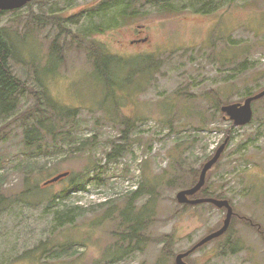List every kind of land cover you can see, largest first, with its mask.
<instances>
[{
	"label": "rangeland",
	"instance_id": "rangeland-1",
	"mask_svg": "<svg viewBox=\"0 0 264 264\" xmlns=\"http://www.w3.org/2000/svg\"><path fill=\"white\" fill-rule=\"evenodd\" d=\"M157 1L35 0L2 14L10 67L27 88L0 114V264H176L226 219V208L185 207L176 196L228 133L206 188L235 214L186 260L264 264V97L244 126L215 106L264 89V0ZM138 28L146 40L132 45ZM92 44L118 71L110 90ZM52 101L72 109L52 116L58 141L48 132L41 150L27 147L40 116H25L52 113ZM117 146L123 153L110 159ZM138 189L132 213L125 205ZM127 217L142 220L136 237Z\"/></svg>",
	"mask_w": 264,
	"mask_h": 264
},
{
	"label": "trees",
	"instance_id": "trees-1",
	"mask_svg": "<svg viewBox=\"0 0 264 264\" xmlns=\"http://www.w3.org/2000/svg\"><path fill=\"white\" fill-rule=\"evenodd\" d=\"M34 1H32V2H34ZM162 1L163 0H158L157 2L161 3ZM32 2H29L28 4H31ZM16 10H18V9H16ZM7 11H9V10H0V22H1L2 14L6 13ZM51 18L56 19L57 17L52 16ZM52 22H55V21L52 20ZM91 54L94 56V59H95V63H96L95 65H96L97 73H99V75L102 77L103 81L105 82L108 90H110L111 87L113 85H115V81L112 79V77L115 76L116 72H118L117 69H113L112 67H105L104 66V63H105L104 58L106 59V58H108V56L106 54H104L101 51V47H98L96 44H92ZM10 55H11V47H10V45H9V43H8L4 33H3L2 27L0 26V114H9L10 112L14 111L17 108L18 101H19L17 93L22 91V90L24 91L27 88L26 83L22 79H19L13 73V71L10 67V64H9ZM149 68H154V67H149ZM35 95H36L38 101L40 102V105L42 103L43 104L45 103L44 102L45 101L44 95H42L40 92L35 93ZM225 104L226 103H223V101L220 100L218 103H216L215 106H216V108L221 109V107ZM50 108L53 110L52 113H49V111H47V109L43 106L40 109L34 110L33 114H27L26 113L27 115L25 116V118L28 121L31 120V116H33V115L40 116L39 119H37L36 123L31 124L25 130L24 141H25V144L27 147H34L37 150L38 149L41 150L44 147V145L41 142L46 138L45 134L48 132L51 134L54 142L58 141L57 139L59 138V136L56 133V131H55L56 128L52 123V116L54 115L55 112H56L57 116H59V117L63 116L62 118H64L65 116H70V114H72V109L69 107H60L54 101H52V103L50 104ZM29 111H27V112H29ZM123 123L127 125V128L124 131V134L125 133L127 134L130 126L132 125V121L130 119H125V120H123ZM48 146H49V144H48ZM123 150H124L123 146L115 147L114 151L112 153H109V158L112 159V158L120 156L123 153ZM73 179H75V177H73L72 180ZM73 183H77V182H73ZM142 192H146V191L143 189H138V190L134 191L132 193V197L130 198V200H128V203L125 205V209L127 207V209L133 213L132 208H131L132 200L134 198L138 197L139 195H142L143 194ZM195 197H213V194H211L209 192V190L206 188V185H205L196 194ZM217 197L220 198V196H217ZM6 200L7 199H6V196L4 194V191L0 187V209ZM184 206L188 207V206H192V205L184 204ZM134 216H136V215L134 214ZM127 218H128V219H126L127 223H130L134 220L136 222H138L133 227L132 232L130 234H128V236H130V237H136L138 235L139 230H140L142 220H138V219L132 218V217H127ZM171 238H172V235L165 236V240L167 241L166 242V249L167 250H168L170 241H172ZM188 257H186L185 260Z\"/></svg>",
	"mask_w": 264,
	"mask_h": 264
},
{
	"label": "water",
	"instance_id": "water-1",
	"mask_svg": "<svg viewBox=\"0 0 264 264\" xmlns=\"http://www.w3.org/2000/svg\"><path fill=\"white\" fill-rule=\"evenodd\" d=\"M34 0H0V10H16L26 6L29 2ZM264 97V89L254 95L247 97L243 102H234L225 104L221 107V111L228 115L233 121L234 126H244L250 123L253 119V101ZM230 141V133H228L225 141L219 146L215 154L203 164L198 181L191 187L182 189L177 193V200L182 204L199 205L203 203H212L219 208H226L227 215L224 224L221 228L212 233L206 235L203 239L197 242L193 247L187 251L178 253L175 258L176 264H189L185 258L191 255L201 246L205 245L209 241L222 236L230 227L232 218L235 214L234 208L228 199H220L216 197H195L196 194L206 185L208 172L217 164L222 157L228 142ZM69 172H62L50 180L47 183L58 181L59 179L68 176Z\"/></svg>",
	"mask_w": 264,
	"mask_h": 264
},
{
	"label": "flooded vegetation",
	"instance_id": "flooded-vegetation-1",
	"mask_svg": "<svg viewBox=\"0 0 264 264\" xmlns=\"http://www.w3.org/2000/svg\"><path fill=\"white\" fill-rule=\"evenodd\" d=\"M142 28H138V31L136 33V36L132 39H130V44L134 45V44H137V43H142V41L146 40V37H143L142 36Z\"/></svg>",
	"mask_w": 264,
	"mask_h": 264
}]
</instances>
